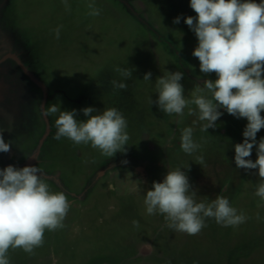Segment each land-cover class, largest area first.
<instances>
[{"label": "rangeland", "instance_id": "rangeland-1", "mask_svg": "<svg viewBox=\"0 0 264 264\" xmlns=\"http://www.w3.org/2000/svg\"><path fill=\"white\" fill-rule=\"evenodd\" d=\"M89 2L68 0L66 11L63 0H0V54L8 51L3 59L18 63L4 60L0 68L8 72L0 73V129L12 144L0 153V169L38 166L50 190L64 192L70 204L64 227L45 231L32 254L10 249V264H264V201L254 195L258 170L234 162L247 120L220 109L216 127L204 132L205 122L187 108L183 116L166 115L149 102L158 99L157 78L168 72H183L188 98L197 84L217 78L202 74L192 55L198 40L184 23L196 16L190 0H95L101 10L95 17L88 15ZM178 16L180 23H173ZM115 66L131 69L132 78L125 80ZM148 72L150 81H143ZM111 80L127 89L114 91ZM55 102L61 110H77L79 120L87 119L80 111L85 107L117 108L128 121L126 153L107 157L90 144L54 139L57 116L44 119L40 105ZM189 126L200 145L191 155L180 148ZM256 138H264V129ZM177 167L186 171L198 200L224 194L247 221L224 227L207 218L199 234L188 235L167 228L162 215H148L144 192L131 193V182L151 190Z\"/></svg>", "mask_w": 264, "mask_h": 264}, {"label": "clouds", "instance_id": "clouds-1", "mask_svg": "<svg viewBox=\"0 0 264 264\" xmlns=\"http://www.w3.org/2000/svg\"><path fill=\"white\" fill-rule=\"evenodd\" d=\"M66 11H71L68 0H63ZM88 15L99 16L101 10L95 0H90ZM195 17L184 18V23L194 32L198 46L192 55L199 60V70L204 75L215 73V81L205 79L185 97L181 84L183 72H168L155 82L158 99L155 104L166 115L196 116L202 123L200 130L216 127L224 109L237 119H246L244 140L234 146V162L238 169L258 170L260 178L254 195L264 201V138L257 141V133L264 129V0H190ZM178 16L173 23L179 24ZM61 26L54 29L55 38H60ZM113 71L125 80L132 78V70L115 66ZM151 72L143 81H150ZM114 91L126 90L127 84L111 80ZM189 105H195V110ZM86 120L77 119L73 109L61 110L60 102L41 103L40 113L45 119H55L54 139L67 138L76 145H89L102 155L114 157L126 153L130 139L128 121L123 113L112 107L102 112L85 107L80 110ZM197 121H194L195 124ZM5 129H0V153L11 150V141L4 139ZM194 128L182 130L180 148L185 154H193L200 145L193 139ZM256 160L251 159L253 148ZM198 165L204 164L199 156ZM127 163V161H123ZM190 170V166L186 168ZM111 187V185L109 186ZM228 185L225 184L224 189ZM129 191L144 192V205L148 215H162L165 226L171 230L196 235L206 227L205 220L214 218L224 227H238L248 217L231 206L224 195H217L207 202L197 199L189 177L181 167L168 169L162 182H153L151 190H144L140 181H132ZM70 210L67 196L62 191L53 192L38 166L17 168L13 165L0 169V264H10V249H22L32 254L44 243L45 231L64 227L63 221ZM257 219H260L257 214ZM134 226L139 222L132 221Z\"/></svg>", "mask_w": 264, "mask_h": 264}, {"label": "flooded vegetation", "instance_id": "flooded-vegetation-1", "mask_svg": "<svg viewBox=\"0 0 264 264\" xmlns=\"http://www.w3.org/2000/svg\"><path fill=\"white\" fill-rule=\"evenodd\" d=\"M8 53H9V52L7 51V53H5V54H3V55L0 54V68H3V69H4V67H1V64L5 63L4 60L6 61V60H8V59H9V60H13V62H14L15 64H18V63L16 62V60L13 59V57H12V58H11V57H10V58L8 57V58H6V59H3V56L6 55V54H8ZM2 62H3V63H2ZM0 71H1V72H0L1 74H3L4 72H5V74L8 73V72H6V70H0ZM20 72H21L22 74H24L23 71H22V69H21ZM1 74H0V75H1ZM2 76H3V75H2ZM0 82H1V83L5 82V79L0 80ZM12 100H13V99H9L8 102H10V101H12ZM6 108H7L9 111L11 110V109H10V106H6ZM3 111H4V110H3Z\"/></svg>", "mask_w": 264, "mask_h": 264}, {"label": "trees", "instance_id": "trees-1", "mask_svg": "<svg viewBox=\"0 0 264 264\" xmlns=\"http://www.w3.org/2000/svg\"><path fill=\"white\" fill-rule=\"evenodd\" d=\"M81 92V91H80ZM83 95V94H82ZM98 97H99V94H96ZM88 97V96H87ZM94 99H96L95 97H93ZM94 101H96V100H94Z\"/></svg>", "mask_w": 264, "mask_h": 264}]
</instances>
